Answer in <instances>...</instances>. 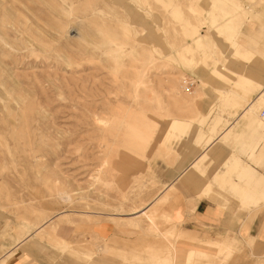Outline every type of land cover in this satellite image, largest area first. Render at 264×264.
<instances>
[{
  "label": "rangeland",
  "instance_id": "1",
  "mask_svg": "<svg viewBox=\"0 0 264 264\" xmlns=\"http://www.w3.org/2000/svg\"><path fill=\"white\" fill-rule=\"evenodd\" d=\"M240 75L264 82V0H0V261L27 242L47 264H264V205L233 213L259 185L218 161L264 167V90L239 122ZM209 180L220 227L194 214Z\"/></svg>",
  "mask_w": 264,
  "mask_h": 264
},
{
  "label": "crops",
  "instance_id": "2",
  "mask_svg": "<svg viewBox=\"0 0 264 264\" xmlns=\"http://www.w3.org/2000/svg\"><path fill=\"white\" fill-rule=\"evenodd\" d=\"M240 79L243 81V86L242 89L244 91H250V92H256L257 95L254 97L245 95L242 96L240 94H236V92L234 93V96L236 98H232L230 101H236V105H239L240 101L242 100L243 102H245L246 100V104L244 105L243 103L240 104L241 105V109L237 112V116L238 118H241V121L239 122H243L245 124H248V118L250 116V114H243L244 112H247L248 110L251 109L252 106V102H254V105H256V101H258V97L259 94H261V92H263L264 90V82L258 81L257 79H251V78H247L246 76H242L240 75ZM229 91H226V94H228ZM253 93V94H254ZM252 94V95H253ZM250 101V102H249ZM253 105V107H254ZM206 116V114H204ZM235 121H233L232 123H230V125H227L223 131L221 133L218 134V136L215 139V143L213 142V145L211 147V149L213 147H215L217 144H219L218 147H220L221 145V139L222 135L224 133L230 132L232 130V128L236 125L234 123ZM218 131V129H217ZM232 134H236V130L232 131ZM231 143V142H230ZM227 152H226V148L224 147L225 153L223 156H220L218 158L219 162V167L224 164V161L226 160H230L231 162L234 163L235 168L239 171L244 169L243 166L245 167H249L251 169V171L253 172V175H248L245 174L244 170L242 172V178L243 180H241V182H249L253 185L258 184V193L254 195L253 198V203L247 202L249 203L250 208L248 209V211H244L241 208H238L233 210V213L235 212H239L241 210V212H243L242 217H243V223H242V228H248L250 226V223L252 221V219H254L256 217L257 212H259V208L261 206L264 205V185L262 186V184L260 183L263 181L264 182V167L262 166V161L260 162L261 166H256L254 165L249 156H250V151L248 152H244V153H239L232 155L231 151L236 149V145L235 144H230L227 145ZM209 148V147H208ZM239 148V146L237 147ZM249 148L248 145L246 146L244 143V147L243 149H247ZM192 161H190V163L188 164H184L182 167H179L177 173L175 174L173 179V183L176 180L180 181V187H182L183 185L186 187H189V185L184 182L183 177L186 175V170L188 169V167L190 166ZM219 171V169H218ZM219 173V172H218ZM257 175H262L260 176V180H258L259 182H254V178H257ZM214 176V174H213ZM202 186H197L195 189H193L195 191L196 194H199V199H196L194 202V214L196 215L197 219H205L207 221H212L217 223V227H220V225H222V222H224L226 220V218L229 216L228 213L229 211L226 209V207L222 204V202H215L214 200L216 198H218V195L221 194V190L219 191L218 186H212L211 181L209 180V184L210 187H207L205 183L202 182ZM239 184L238 182H233L231 184L232 187H234V185ZM261 184V185H260ZM191 187V186H190ZM192 188V187H191ZM242 188V185L240 184V186L237 188L238 190H240ZM234 189V188H233ZM195 194V195H196ZM249 195V194H248ZM193 197V196H192ZM260 197L258 200L257 198ZM146 209H142V210H138L137 213H141ZM183 210L179 207H177V212H175L173 214V217L180 220L181 216H182ZM247 213V214H246ZM244 215V216H243ZM184 233V232H183ZM186 234V233H185ZM246 236H251L249 234H247L246 232L244 233ZM197 238V237H196ZM221 240H227L224 238H220ZM22 242V241H20ZM0 264H47L44 263L43 260L38 257L35 253L31 252V250L28 249L27 246V242L24 243H14L13 245V249L9 250L4 257H2Z\"/></svg>",
  "mask_w": 264,
  "mask_h": 264
},
{
  "label": "bare ground",
  "instance_id": "3",
  "mask_svg": "<svg viewBox=\"0 0 264 264\" xmlns=\"http://www.w3.org/2000/svg\"><path fill=\"white\" fill-rule=\"evenodd\" d=\"M247 9H249V8H247ZM196 37H197V39L201 38L198 36H196ZM183 83H185V80ZM181 123H183L181 120L173 119L170 127L173 129L180 128L182 126ZM127 214H129V215L137 214V211H132V212L127 213ZM205 243H208V242H205ZM201 244L203 245L202 242H201ZM208 244H210V243H208ZM205 245H207V244H205ZM231 247H232V245L227 240H220L218 242H212L209 245V249H213V248L215 249V253H214L215 258H219L223 253H226V252L228 253V251L231 249ZM191 251L193 252V250H191Z\"/></svg>",
  "mask_w": 264,
  "mask_h": 264
},
{
  "label": "built area",
  "instance_id": "4",
  "mask_svg": "<svg viewBox=\"0 0 264 264\" xmlns=\"http://www.w3.org/2000/svg\"><path fill=\"white\" fill-rule=\"evenodd\" d=\"M192 86V82L186 81L185 88L189 89Z\"/></svg>",
  "mask_w": 264,
  "mask_h": 264
}]
</instances>
